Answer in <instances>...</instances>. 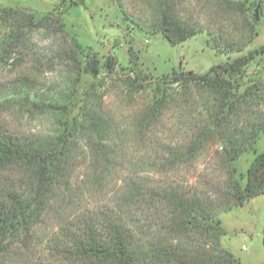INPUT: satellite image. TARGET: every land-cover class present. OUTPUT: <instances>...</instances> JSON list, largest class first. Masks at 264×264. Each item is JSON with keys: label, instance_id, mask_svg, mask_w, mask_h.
I'll return each mask as SVG.
<instances>
[{"label": "rangeland", "instance_id": "obj_1", "mask_svg": "<svg viewBox=\"0 0 264 264\" xmlns=\"http://www.w3.org/2000/svg\"><path fill=\"white\" fill-rule=\"evenodd\" d=\"M241 1L248 11L228 9L221 0H170L179 18L199 31L171 45L152 27L155 0H0V9L47 17L49 29L27 28L26 42L11 48L3 43L7 28H0V133L42 137L50 131L52 112L59 110L54 103L70 96L65 118L71 122L79 114L83 94L94 85L96 108L108 125L102 143L111 149L107 170L96 173L90 148L81 142L71 160L69 200L61 194L52 198L25 236H0V264H59L61 256L50 251L49 243L79 213L115 210L139 221L145 235L154 233L157 219L167 212L165 205L150 208L154 197L147 196L142 204L125 205L123 193L129 184L146 186L143 191L149 193L171 189L193 200L220 221V246L239 264H264V194L225 211L231 203L230 182L244 186L249 165L264 153V132L253 151L230 165L217 140L204 141L191 152L203 131L207 94L175 95L145 125L141 116L153 105L150 81L173 72L204 75L264 45V0ZM251 10L259 16L257 25ZM253 28L257 37L238 52ZM7 47L9 53L3 51ZM61 51L66 55L61 57ZM110 60L113 68L107 66ZM130 69L134 76L128 75ZM137 77L136 88H130ZM75 80L72 94L69 85ZM246 111L255 118L257 112L264 113V101L250 102ZM19 184L17 172L0 173V190Z\"/></svg>", "mask_w": 264, "mask_h": 264}, {"label": "trees", "instance_id": "obj_2", "mask_svg": "<svg viewBox=\"0 0 264 264\" xmlns=\"http://www.w3.org/2000/svg\"><path fill=\"white\" fill-rule=\"evenodd\" d=\"M221 1L233 11L243 13L249 10L241 0ZM173 8L170 0H155L152 27L161 32L168 43L178 45L199 31L182 21ZM251 11L253 24H259V16ZM47 19H36L33 14L18 10L0 9V28L8 30L4 33L6 40L3 43L11 48L19 47L26 42L27 28L49 30ZM249 32L252 34L249 41L237 48L238 52L257 37L254 28ZM8 47L3 51L9 53ZM65 55V51L60 52L61 57ZM114 64V60L107 62L108 67L113 68ZM131 74L134 76L132 69L128 72ZM137 80L138 77L131 79L130 88H136ZM150 83L153 105L141 115L144 125L159 116L161 109L175 95H208L203 131L198 133L191 152L196 153L204 141L217 140L224 157L233 165L241 156L254 150L264 132V113L257 112L253 119L246 113L250 102L259 104L264 101V45L213 67L204 75L173 72ZM77 84V80L70 83L72 94L76 92ZM168 85L172 86V97ZM174 85L178 86L177 89ZM95 88L90 85L85 91L79 114L71 122L65 118L70 112V96L66 100L60 97L54 103L59 110L52 112L50 131L38 139L0 133V173L15 171L21 182L17 187L0 190L1 237L25 236L52 198L61 194L69 200L71 160L78 154L81 142L90 148L94 171L102 173L107 170L111 149L102 143V139L108 136V125L96 108ZM143 188L146 186L129 184L123 193V201L127 206L142 204L147 196L154 197L150 200V208L157 209L164 204L167 212L157 219V231L145 235L139 221L115 210L79 213L66 221L49 243L50 251L61 256L59 264H239L220 246L223 230L215 216L171 189L162 188L149 193ZM228 193L231 203L225 211L232 206H243L250 199L264 194V153L257 155L249 165L245 185L231 181ZM48 263L54 264L53 261Z\"/></svg>", "mask_w": 264, "mask_h": 264}]
</instances>
